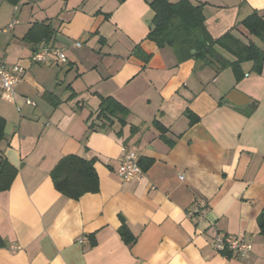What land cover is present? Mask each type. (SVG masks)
I'll return each instance as SVG.
<instances>
[{
  "label": "crops",
  "instance_id": "obj_1",
  "mask_svg": "<svg viewBox=\"0 0 264 264\" xmlns=\"http://www.w3.org/2000/svg\"><path fill=\"white\" fill-rule=\"evenodd\" d=\"M149 1L0 0V59L25 70L15 102L0 101V156L17 170L0 193V264H264V64H242L238 82L229 67L178 62L147 39ZM190 1L213 39L232 34L264 51L240 25L264 14V0ZM45 47L68 62L34 63ZM231 91L250 102L233 105ZM104 98L127 113L99 118ZM124 146L139 155L140 179L118 176ZM69 156L94 161L97 193L56 190L51 173ZM219 236L252 249L219 253Z\"/></svg>",
  "mask_w": 264,
  "mask_h": 264
},
{
  "label": "trees",
  "instance_id": "obj_2",
  "mask_svg": "<svg viewBox=\"0 0 264 264\" xmlns=\"http://www.w3.org/2000/svg\"><path fill=\"white\" fill-rule=\"evenodd\" d=\"M149 6L153 11V19L147 39L155 42L159 48H171L178 62L194 59L212 68L216 73L232 69L239 82L244 76L242 64L253 63V71L261 73L264 64V51L254 42L248 44L237 39L232 34L213 39L205 27L206 18L202 6H196L190 0H179L172 3L169 0H150ZM240 25L253 38L264 43V14L254 12L243 20ZM47 29V28H46ZM51 32L45 36L49 41ZM216 47H221L236 60L231 62ZM37 49L35 50V52ZM99 118L125 115L126 108L113 98H104L101 102ZM191 125L198 117L188 114ZM4 120L0 118V132L4 127ZM1 137V136H0ZM94 161L83 160L77 156L64 158L51 173L56 190L70 199L79 200L86 193L99 191L98 176L94 169ZM17 170L6 158L0 156V193L8 191L16 177ZM260 235L264 238V208L258 217ZM124 242L132 245L135 238L128 232L126 224L119 228ZM232 252H227L230 255Z\"/></svg>",
  "mask_w": 264,
  "mask_h": 264
},
{
  "label": "built area",
  "instance_id": "obj_3",
  "mask_svg": "<svg viewBox=\"0 0 264 264\" xmlns=\"http://www.w3.org/2000/svg\"><path fill=\"white\" fill-rule=\"evenodd\" d=\"M17 21L10 24L12 28ZM80 46V44H78ZM53 56L57 58L60 63H67V56L58 49L49 47L42 48L34 53L32 61L36 64H48L49 58ZM25 77V70L19 65L9 66L4 60L0 59V101L14 103L16 100V86H18ZM140 158L138 153L127 146L122 148L121 164L118 176L123 181H131L133 179H140L143 170L140 166ZM87 240L81 239L80 242L84 243ZM215 251L223 253L226 250L238 255L249 253L252 249L251 243H246L243 240L235 239L231 242H226L224 238L216 237L214 242ZM13 250H20V247L14 246Z\"/></svg>",
  "mask_w": 264,
  "mask_h": 264
},
{
  "label": "water",
  "instance_id": "obj_4",
  "mask_svg": "<svg viewBox=\"0 0 264 264\" xmlns=\"http://www.w3.org/2000/svg\"><path fill=\"white\" fill-rule=\"evenodd\" d=\"M226 100L236 106H243L250 102V100L245 95L237 91H231Z\"/></svg>",
  "mask_w": 264,
  "mask_h": 264
},
{
  "label": "rangeland",
  "instance_id": "obj_5",
  "mask_svg": "<svg viewBox=\"0 0 264 264\" xmlns=\"http://www.w3.org/2000/svg\"><path fill=\"white\" fill-rule=\"evenodd\" d=\"M173 1V0H172Z\"/></svg>",
  "mask_w": 264,
  "mask_h": 264
}]
</instances>
